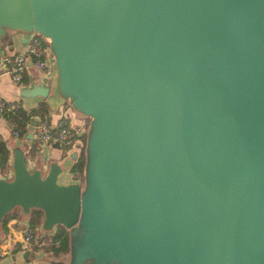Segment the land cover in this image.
Masks as SVG:
<instances>
[{
  "label": "water",
  "instance_id": "1",
  "mask_svg": "<svg viewBox=\"0 0 264 264\" xmlns=\"http://www.w3.org/2000/svg\"><path fill=\"white\" fill-rule=\"evenodd\" d=\"M13 31L47 40L52 91L88 124L81 179L13 148L0 221L66 229L47 264H264V0H0Z\"/></svg>",
  "mask_w": 264,
  "mask_h": 264
},
{
  "label": "crops",
  "instance_id": "2",
  "mask_svg": "<svg viewBox=\"0 0 264 264\" xmlns=\"http://www.w3.org/2000/svg\"><path fill=\"white\" fill-rule=\"evenodd\" d=\"M27 38L28 34L20 31L8 32L6 36L3 37V39L0 41V66L1 58L4 55H10L21 49L23 44H25L27 41ZM28 71L30 74H34L32 67H30ZM29 73L24 76L21 83H17L12 79L9 72L4 71L0 75V99L18 101L23 107L26 108L33 107L39 101L45 100L48 104V114L46 120L51 129L54 128L55 121L62 117L73 129L80 131L84 130L85 117L74 111L65 100L57 97L54 91H52L54 66L51 64L50 79L45 85L50 87V91L45 97L39 95L22 96L19 94L21 88L31 86L28 82V79L30 78ZM11 126L12 125L3 116V113H0V140L5 143L8 150V165L4 169H0V175H5L6 177L11 175L10 160L12 150L15 147H19L24 152L25 162L29 169L38 168L41 173H45L48 163L50 161H56V163L61 165L63 170L62 174L58 177V181L62 183L72 181L71 177L74 175V173L70 170V167L77 158L78 149L71 147L63 148L56 142H52L50 145L42 146L41 150H37L33 146V137L30 140H27L25 136L17 137L13 134ZM28 131H30V129H28ZM73 151L75 152L74 158L70 157V154ZM15 209L16 215L8 218L5 222L6 231L3 234L2 241L0 242V246L7 249L10 247V240L17 242L21 239L22 234L28 225L27 215L23 214L19 207H15ZM35 230L37 235L40 238L42 237V241H44L43 236L45 232L49 234V231L42 229L40 225L37 226ZM36 243L38 244V242ZM21 253L22 251L19 249L16 251L11 249L9 252L2 253L0 255V264H47V260L50 258L60 259L66 257L67 255V252H65L59 257H53L45 252L42 248H37L35 250L32 248L27 259H24Z\"/></svg>",
  "mask_w": 264,
  "mask_h": 264
},
{
  "label": "built area",
  "instance_id": "3",
  "mask_svg": "<svg viewBox=\"0 0 264 264\" xmlns=\"http://www.w3.org/2000/svg\"><path fill=\"white\" fill-rule=\"evenodd\" d=\"M51 64L53 65L52 55L47 40L35 32H30L27 41L21 49L1 58L0 75L4 71L9 72L15 82L21 83L24 76L29 73L28 69L32 67L34 74L29 73V85H46L50 79ZM18 105V101L0 99V113L14 110ZM85 129L81 131L75 130L70 127L64 118L60 117L55 121L53 129L50 128L45 119H38L30 128V131L32 132L33 146L37 150H41L42 146L50 145L52 142H56L59 145L63 144L66 148L77 149L81 145L78 137L85 132ZM12 132L16 136L15 131L13 130ZM32 236L33 231L27 225L19 241L10 240L8 249L0 246V255L4 252H9L16 246L20 251L24 249L32 250L33 244L36 243L35 240H32Z\"/></svg>",
  "mask_w": 264,
  "mask_h": 264
},
{
  "label": "trees",
  "instance_id": "4",
  "mask_svg": "<svg viewBox=\"0 0 264 264\" xmlns=\"http://www.w3.org/2000/svg\"><path fill=\"white\" fill-rule=\"evenodd\" d=\"M18 107L14 110L4 111L3 116L6 120L12 125L11 129L14 130L17 137H23L28 132V129L32 128L31 122L38 119H47L48 114V104L45 100L39 101L33 107H23L18 102ZM47 121V120H46ZM88 124V118L85 117L84 128H86ZM78 139L80 140L81 145L77 148L78 155L74 163L71 165L70 170L74 173L75 176H79L81 178V171L84 161L83 155V144L85 140V132H83ZM8 165V150L3 141L0 140V169H4ZM15 207L8 211L0 221V242L3 239V234L6 231L5 222L8 218L16 215ZM42 213L38 208H30L27 214V221L29 227L33 231L32 240H36L38 244H33V249L42 248L45 252L50 254L53 257H59L68 250V236L66 229L61 226H57L54 230L53 235L47 234L45 232L43 236V243L39 244L42 241V237L40 238L36 233V227L40 225ZM18 247H14V251H16Z\"/></svg>",
  "mask_w": 264,
  "mask_h": 264
},
{
  "label": "rangeland",
  "instance_id": "5",
  "mask_svg": "<svg viewBox=\"0 0 264 264\" xmlns=\"http://www.w3.org/2000/svg\"><path fill=\"white\" fill-rule=\"evenodd\" d=\"M60 145H61V144H60ZM61 146H62L63 148H66L65 145H63V144H62Z\"/></svg>",
  "mask_w": 264,
  "mask_h": 264
}]
</instances>
